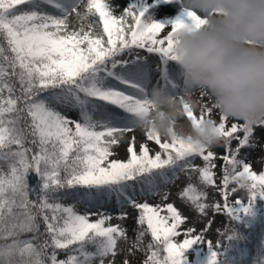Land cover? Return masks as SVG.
Segmentation results:
<instances>
[{
  "label": "snow or ice",
  "instance_id": "snow-or-ice-1",
  "mask_svg": "<svg viewBox=\"0 0 264 264\" xmlns=\"http://www.w3.org/2000/svg\"><path fill=\"white\" fill-rule=\"evenodd\" d=\"M114 8L0 0V264H264V155L259 174L250 162L264 146V120L230 123L201 92L199 114L185 105L186 118L215 121L214 146L148 129L154 154L126 140L161 84L193 91L175 44L207 17L186 0ZM125 145L127 158H116ZM180 174L187 213L165 190ZM221 215L213 243L206 236Z\"/></svg>",
  "mask_w": 264,
  "mask_h": 264
},
{
  "label": "clouds",
  "instance_id": "clouds-1",
  "mask_svg": "<svg viewBox=\"0 0 264 264\" xmlns=\"http://www.w3.org/2000/svg\"><path fill=\"white\" fill-rule=\"evenodd\" d=\"M186 6L207 17L200 28L183 31L175 44L190 88L203 92L229 119L247 124L264 120V0H186ZM155 92L149 103L156 107L145 115L142 129L198 147L218 142L215 121L192 126L184 117L187 101L167 97L163 89ZM178 120L185 121L190 134L177 128Z\"/></svg>",
  "mask_w": 264,
  "mask_h": 264
},
{
  "label": "rangeland",
  "instance_id": "rangeland-1",
  "mask_svg": "<svg viewBox=\"0 0 264 264\" xmlns=\"http://www.w3.org/2000/svg\"><path fill=\"white\" fill-rule=\"evenodd\" d=\"M119 0H105V2H110V3H115ZM81 10H83V6H81ZM180 10L182 9H178L175 14L169 18L171 19H174L175 18V15H179L180 13ZM90 19H92L90 17ZM154 19L160 21V22H163V20L165 19L164 17L162 16H159V15H156L154 14ZM170 31V26L169 27H166L162 33L160 34L161 38L168 32ZM140 51H143V50H140ZM127 58V57H126ZM153 59H155V57H153ZM153 85H155V81L153 80ZM157 89H163V93L165 96L167 97H173V98H176L180 101H187V102H183V109H184V117H185V121H189L187 118H186V113L188 111V109L185 108V105H190L194 111L196 112V114L198 115L199 114V111H200V103H201V91L199 90H194L192 89L193 91L190 92V93H184V94H174L172 92H169L167 89L163 88V85L161 84V87L160 88H157ZM154 95H157V93L155 92V90L153 92L150 93L149 97L151 96H154ZM190 96V99H187V97ZM149 97L147 99V103L149 105V111L146 113V115L151 111V110H154L155 109V105H151L149 103ZM209 98L208 97H203V100L204 101H207ZM215 118V117H214ZM185 121L184 120H178L176 123H177V128L179 130H181L182 132H184L185 135H188L190 134V129H186L185 127ZM230 123L231 122H239L240 124H242L243 122L242 121H238V120H233V119H230L229 121ZM191 125L192 126H197V125H194L192 122H191ZM199 126V125H198ZM159 135V134H158ZM135 136L136 137V146H137V150L139 151L140 149V146H141V143H147L149 148H150V151L154 154L155 151L159 150L158 149V146L154 143V142H151V141H147L146 140V130L145 129H142L140 127H137L133 132H129L126 134V140H131V138ZM125 146H120L116 149V151L119 153V157H116V158H120V159H126L127 158V154L125 152ZM214 150L216 152H220L221 149L219 147H215ZM261 155H264V146L260 145V144H257L256 147L254 149L251 150V160L250 162L252 163L253 165V170L256 171L258 174L259 172L261 171V164L258 163L257 161L259 160V158L261 157ZM196 163L197 164H200L201 163V160L200 159H197L196 160ZM185 176L184 174H180V176L176 179V181L169 185L167 189H165L166 191H169L171 193V199L168 201V202H174L176 204L177 207H179L182 211H184L185 213H187V208L184 206V204L181 202V199L178 197V192L180 190V188H182L183 186H185ZM243 194V193H242ZM159 202V199H152V200H149V203H152V204H156ZM136 213L133 212L132 213V216L135 217ZM224 217L221 215V216H218L217 217V221L216 223L213 225V230L207 234L206 238L207 239H211L213 241V243H215V241L220 238L218 236V234L216 233L215 229L220 227L221 224L224 222ZM112 223H118V221L114 220ZM125 223V226L129 229V234L131 235V229L135 226V223H134V219L130 218L129 220H127ZM198 228H202L203 225H197Z\"/></svg>",
  "mask_w": 264,
  "mask_h": 264
},
{
  "label": "trees",
  "instance_id": "trees-1",
  "mask_svg": "<svg viewBox=\"0 0 264 264\" xmlns=\"http://www.w3.org/2000/svg\"><path fill=\"white\" fill-rule=\"evenodd\" d=\"M128 2H129V0H119V1H117V2H115V3H112V4L115 6V8H114V13H115L116 15H120V14L123 12L124 7H125V5H126ZM100 27H102V25H101Z\"/></svg>",
  "mask_w": 264,
  "mask_h": 264
}]
</instances>
